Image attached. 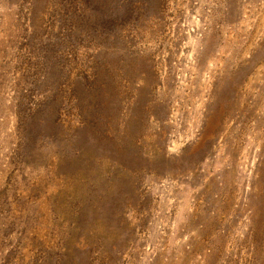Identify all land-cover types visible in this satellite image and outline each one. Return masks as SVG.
<instances>
[{
  "label": "rangeland",
  "instance_id": "1",
  "mask_svg": "<svg viewBox=\"0 0 264 264\" xmlns=\"http://www.w3.org/2000/svg\"><path fill=\"white\" fill-rule=\"evenodd\" d=\"M0 264H264V0H0Z\"/></svg>",
  "mask_w": 264,
  "mask_h": 264
}]
</instances>
